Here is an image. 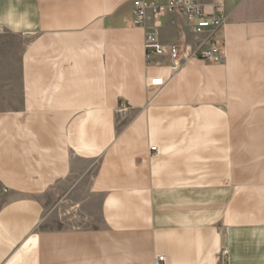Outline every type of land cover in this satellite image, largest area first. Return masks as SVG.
Segmentation results:
<instances>
[{"label":"crops","instance_id":"crops-1","mask_svg":"<svg viewBox=\"0 0 264 264\" xmlns=\"http://www.w3.org/2000/svg\"><path fill=\"white\" fill-rule=\"evenodd\" d=\"M133 11L0 0V264H264V0H225L224 59L174 75L144 34L200 36Z\"/></svg>","mask_w":264,"mask_h":264},{"label":"built area","instance_id":"built-area-1","mask_svg":"<svg viewBox=\"0 0 264 264\" xmlns=\"http://www.w3.org/2000/svg\"><path fill=\"white\" fill-rule=\"evenodd\" d=\"M225 0H132L134 8L132 24L145 27L152 22L155 27L164 15H181L191 32L200 36L192 44L163 45L157 34L148 31L144 34V54L146 58L151 56H166L169 59L171 75L178 72L186 63L193 59L208 62H221L224 59V45L210 37L217 29L223 27L228 21V15L224 11ZM1 31V29H0ZM148 85L163 87L165 81L160 76L148 79ZM152 153L157 152L156 146H151ZM226 251H222L225 257ZM164 255L157 254L153 264H164Z\"/></svg>","mask_w":264,"mask_h":264},{"label":"rangeland","instance_id":"rangeland-1","mask_svg":"<svg viewBox=\"0 0 264 264\" xmlns=\"http://www.w3.org/2000/svg\"><path fill=\"white\" fill-rule=\"evenodd\" d=\"M205 62H208V61H205ZM211 63V62H210Z\"/></svg>","mask_w":264,"mask_h":264},{"label":"water","instance_id":"water-1","mask_svg":"<svg viewBox=\"0 0 264 264\" xmlns=\"http://www.w3.org/2000/svg\"><path fill=\"white\" fill-rule=\"evenodd\" d=\"M26 34H29V33H26Z\"/></svg>","mask_w":264,"mask_h":264}]
</instances>
